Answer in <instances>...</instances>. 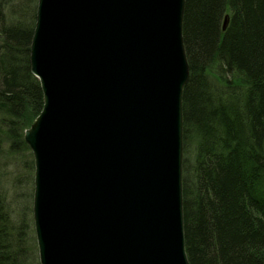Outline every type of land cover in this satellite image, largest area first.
<instances>
[{
    "label": "water",
    "instance_id": "obj_1",
    "mask_svg": "<svg viewBox=\"0 0 264 264\" xmlns=\"http://www.w3.org/2000/svg\"><path fill=\"white\" fill-rule=\"evenodd\" d=\"M184 8L185 0H37L29 64L43 106L23 140L34 162L39 264H189Z\"/></svg>",
    "mask_w": 264,
    "mask_h": 264
},
{
    "label": "trees",
    "instance_id": "obj_2",
    "mask_svg": "<svg viewBox=\"0 0 264 264\" xmlns=\"http://www.w3.org/2000/svg\"><path fill=\"white\" fill-rule=\"evenodd\" d=\"M36 5L0 0L1 166L7 154L30 151L23 132L43 106L29 64ZM182 34L188 262L264 264V0H185ZM7 197L0 186V264H28L31 256L39 264L32 206L16 213Z\"/></svg>",
    "mask_w": 264,
    "mask_h": 264
},
{
    "label": "rangeland",
    "instance_id": "obj_3",
    "mask_svg": "<svg viewBox=\"0 0 264 264\" xmlns=\"http://www.w3.org/2000/svg\"><path fill=\"white\" fill-rule=\"evenodd\" d=\"M224 25L225 24L223 22V27ZM189 150L190 148L188 147V153H186L185 156L192 161V153L191 151L189 152ZM30 152L31 151L26 150L24 152H18L16 155L7 154L6 159L1 161L3 166L0 165V186L8 196L7 199H11L12 202H14L11 205V208L15 210L16 213H20L21 207L23 212L28 206H30V204L32 206L34 167L31 168L32 170L26 168L29 164V160H33V155ZM28 259V264L35 263L33 256ZM36 261H38L37 251Z\"/></svg>",
    "mask_w": 264,
    "mask_h": 264
},
{
    "label": "bare ground",
    "instance_id": "obj_4",
    "mask_svg": "<svg viewBox=\"0 0 264 264\" xmlns=\"http://www.w3.org/2000/svg\"><path fill=\"white\" fill-rule=\"evenodd\" d=\"M189 69V68H188ZM189 77V76H188ZM188 80V79H187ZM183 94V93H182ZM182 152H183V144H182Z\"/></svg>",
    "mask_w": 264,
    "mask_h": 264
}]
</instances>
